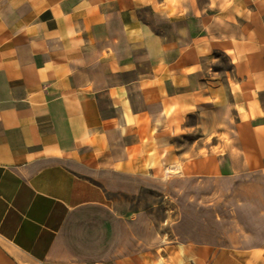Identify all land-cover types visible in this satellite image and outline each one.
<instances>
[{
  "label": "crops",
  "instance_id": "obj_1",
  "mask_svg": "<svg viewBox=\"0 0 264 264\" xmlns=\"http://www.w3.org/2000/svg\"><path fill=\"white\" fill-rule=\"evenodd\" d=\"M181 7L0 0V264H166L109 194L182 167L167 143L183 127L202 133L188 162L204 151L227 173L264 169V0ZM166 21L170 38L153 29ZM213 51L230 64L221 78ZM232 255L207 264H264V248Z\"/></svg>",
  "mask_w": 264,
  "mask_h": 264
},
{
  "label": "rangeland",
  "instance_id": "obj_2",
  "mask_svg": "<svg viewBox=\"0 0 264 264\" xmlns=\"http://www.w3.org/2000/svg\"><path fill=\"white\" fill-rule=\"evenodd\" d=\"M187 1L181 0V10ZM152 16L150 8L151 20ZM153 29L169 37L173 24L156 23ZM209 59L207 67L214 77L230 71L223 53L213 51ZM185 123L195 125L196 116ZM188 129L183 127V136L167 143L183 153L182 167L162 164L143 182L135 178L128 191L109 194L111 205L127 221L150 226V241L166 246V264H207L222 252L234 256L238 251L264 248V169L227 173L214 163L205 164L204 151L192 154L188 162L190 149L199 150L203 143L200 127L185 134Z\"/></svg>",
  "mask_w": 264,
  "mask_h": 264
}]
</instances>
